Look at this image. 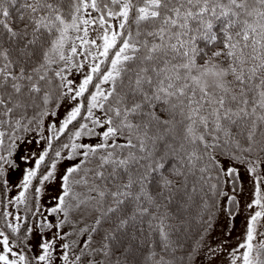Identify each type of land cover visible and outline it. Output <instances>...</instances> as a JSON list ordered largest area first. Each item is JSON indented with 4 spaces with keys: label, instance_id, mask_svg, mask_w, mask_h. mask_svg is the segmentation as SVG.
<instances>
[{
    "label": "snow or ice",
    "instance_id": "obj_1",
    "mask_svg": "<svg viewBox=\"0 0 264 264\" xmlns=\"http://www.w3.org/2000/svg\"><path fill=\"white\" fill-rule=\"evenodd\" d=\"M0 264H264V0H0Z\"/></svg>",
    "mask_w": 264,
    "mask_h": 264
}]
</instances>
